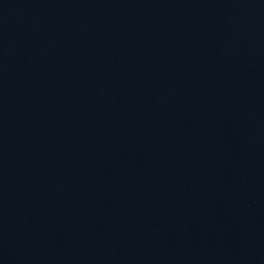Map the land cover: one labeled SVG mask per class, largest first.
I'll use <instances>...</instances> for the list:
<instances>
[{"label": "water", "instance_id": "water-1", "mask_svg": "<svg viewBox=\"0 0 264 264\" xmlns=\"http://www.w3.org/2000/svg\"><path fill=\"white\" fill-rule=\"evenodd\" d=\"M0 264H264V0H0Z\"/></svg>", "mask_w": 264, "mask_h": 264}]
</instances>
